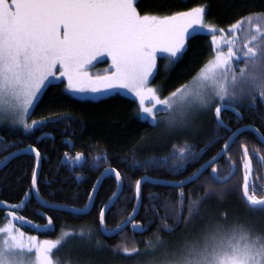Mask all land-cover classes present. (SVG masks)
Instances as JSON below:
<instances>
[{"label":"snow or ice","instance_id":"obj_1","mask_svg":"<svg viewBox=\"0 0 264 264\" xmlns=\"http://www.w3.org/2000/svg\"><path fill=\"white\" fill-rule=\"evenodd\" d=\"M207 7L203 4L165 13L158 6L154 11H142L141 0H0V126L11 130L19 126L30 132L49 123L61 122L59 116L31 120V123L29 120L46 87L52 80L63 78L66 89L72 93L126 89L138 101V119L159 130L153 134L158 147L148 145L149 138L141 137L143 144L136 142L123 159L112 158L119 161L115 167L105 155L107 150L99 149V154L91 157L93 166H89L90 171L99 175L86 194L88 203L83 208H70L73 213L85 214L90 205L94 206L104 180L110 178L116 190L111 191L110 186L108 202L102 203L97 216L101 229L108 234L106 213L115 207L127 183L133 193L132 199L152 218L149 223L158 221L157 231L173 237L164 240L157 235L156 243L149 241L146 247L149 258L142 264H264V219L228 224L226 212H220L218 207L204 208L211 200L222 202L228 194L222 187L229 183V177L221 176L215 164L221 158L232 162L233 145L245 130H249L248 126H239L246 119L241 109L264 112V33L257 24L256 32L261 33L260 37L252 34L247 43L237 48L236 39L225 36L235 37L246 22L251 28L252 19L241 18L230 25L226 33L225 29L206 22ZM200 29L212 35L215 47L212 58L190 82L164 95L162 89L153 87L151 82L158 71V54H166L167 72L180 61L189 38ZM217 33L227 45L226 51ZM254 41L258 42L253 44ZM104 56L111 60L109 71L102 76L93 75L90 66ZM234 61L246 64L239 74ZM229 112L234 120L230 117L226 123L224 117ZM209 119L214 123V131L205 139ZM260 119L264 127V115ZM233 122L237 124L235 131L229 127ZM250 130L260 135L258 129ZM261 139L264 141V137ZM200 144L204 147H198ZM218 144L219 152L205 164L194 167ZM10 147L15 145L3 150ZM240 147L245 170L242 192L247 211L252 215L264 214V197L256 195V184L249 180L253 157L249 155L247 144L241 143ZM20 151L32 152L35 159L25 199L33 192L39 196L41 152L31 145ZM157 151H166L167 155H145L137 159L138 153ZM16 155L12 152L0 164H6ZM89 156L90 153L77 152L71 158L65 153L61 163L67 162L74 170L87 164ZM257 158L264 160V157ZM101 162L110 166L101 171ZM189 166H193L194 171L166 185L179 191L159 207L155 203L156 196L150 198L147 207L143 205L142 186L149 177L133 179L129 175L130 172L164 168L182 175ZM209 168L211 173L200 188L186 193L184 189L200 180ZM20 203L23 201L11 208L5 225L0 226V264H65L55 251L59 240L25 238V233L17 228V223L22 221L21 227L27 223L24 217L17 215ZM4 207L7 210L8 205ZM136 215L134 207L116 229L123 231L130 225L133 232L147 231L144 225L136 222ZM52 223V217L48 216L44 228ZM34 227L38 230L40 226ZM122 251L129 255L139 252L135 247H125ZM68 264L90 262L76 259Z\"/></svg>","mask_w":264,"mask_h":264},{"label":"trees","instance_id":"obj_2","mask_svg":"<svg viewBox=\"0 0 264 264\" xmlns=\"http://www.w3.org/2000/svg\"><path fill=\"white\" fill-rule=\"evenodd\" d=\"M206 4V22L217 28L227 29L244 17H250L260 25L264 33V0H141V10L154 11L158 6L165 13L173 11H184L198 5ZM257 18V19H254ZM261 35V34H260ZM259 35V37H260ZM211 34L202 29L193 33L186 46V50L180 61L170 67L166 72L165 65L168 63L166 54L158 58V71L152 78V86L162 89V93L167 95L171 90L179 87L183 83H188L195 73L210 60L213 55L211 44ZM64 83H52L45 89L40 98L38 106L35 107L31 120H40L44 117L59 116L61 122L49 123L41 128L25 132L20 128L11 130L9 127L0 126V161L8 154L32 145L38 148L42 156L38 186L40 197L50 204L83 208L86 203V194L90 190L91 184L99 173L90 171L89 166H93L91 157L99 154V149H106L105 155L111 161V166L115 167L119 161L113 157L123 159L128 155V149L136 142L141 141V137L149 138L147 144L156 147L151 142L156 129L149 127L145 122L137 117V102L123 95H111L96 101L81 100L66 93ZM66 117V118H65ZM250 124H257L252 119H247ZM214 131V123H210L209 129L204 138L206 139ZM239 139L241 143L247 144L249 150L256 151L260 143L255 134L248 131L242 134ZM8 145L7 151L3 150ZM73 145L75 147H73ZM198 147L203 148L200 144ZM220 151V145L211 148L206 156L194 167H200L205 161L211 159L213 155ZM240 145H233L230 156L231 161L239 166L237 157L241 154ZM77 152H84L89 155L88 163L83 167L77 166L74 170L70 164L61 163L64 154L74 158ZM163 151L151 153H138L137 159H143L145 155L165 156ZM131 157H129L130 159ZM227 161L223 171L219 169L221 176H225L232 171L231 163ZM35 164L33 155H20L11 160L2 170H0V198L9 203H19L25 196V192L30 188V175ZM106 162L100 163V170L109 167ZM193 166H189L182 175H177L169 169L130 172L133 179L139 176H150L157 179L178 180L184 179L192 171ZM210 174L205 172L200 180L195 184L188 185L184 191L190 193L198 190L204 180ZM76 177H80L79 180ZM242 171L239 168L237 173L229 180V183L222 187L228 194L222 202L211 200L204 206L218 207L220 212L231 210L247 209L241 197L242 191ZM115 191L113 181L105 179L99 189V196L95 200L92 209L84 215L75 214L68 211H58L42 207L35 199L28 202L25 209L17 212L18 216L24 217L27 221L23 227L25 236H36L38 240L57 241L66 232L86 229L91 236L101 239L103 247L107 250L143 248L144 239H155L158 235L168 239L167 233L157 231V222L148 223L149 229L143 234H136L131 228H126L122 232L112 237H106L100 229L98 223V210L102 203H107L111 191ZM217 187H220L217 185ZM178 189L161 186L146 182L142 187V201L145 207L148 206L152 196L158 197L155 201L159 207L165 200L171 199L178 192ZM132 190L125 183L123 195L116 201L115 207L106 214L108 229L116 228L122 220L127 219L128 215L135 207L136 201L132 199ZM163 215V211L160 213ZM52 217V225L45 229L47 217ZM8 214L0 210V226H4ZM152 218L147 216L143 208L136 216V222L146 225ZM169 224L171 221L168 222ZM34 225L40 226L37 230Z\"/></svg>","mask_w":264,"mask_h":264},{"label":"rangeland","instance_id":"obj_3","mask_svg":"<svg viewBox=\"0 0 264 264\" xmlns=\"http://www.w3.org/2000/svg\"><path fill=\"white\" fill-rule=\"evenodd\" d=\"M257 19V18H254ZM256 25L257 23L254 22L249 28V25L247 22L243 25L242 30L236 34L235 37L226 35V39H236V47L240 48L242 47L245 43H247L248 40L251 39V35L253 34H258L256 32ZM260 26V25H259ZM261 28V26H260ZM229 28L225 29V32L227 33V30ZM218 41L221 44L223 50H227V45L223 43V39L220 38V34L217 33ZM211 44H212V49L213 53L215 51V47L212 42V36H211ZM252 46V45H249ZM164 54H158V58ZM158 61V60H157ZM234 66L236 68L237 74H239L240 68H245L246 64L243 61L236 62L234 61ZM111 65V60L109 57L104 56L98 58L97 61L93 62V65L90 66L89 71L93 75H105ZM238 65V66H237ZM156 73V72H155ZM153 74V77L155 75ZM191 81V80H190ZM189 81V82H190ZM52 83H64V88L66 93L69 95L81 99V100H91V101H96L102 98L109 97L111 95H123L128 98L134 99L137 104L138 101L136 98L128 92L126 89H115V90H110L107 92H102V93H72L66 89V82L61 79L57 80H52L50 84ZM154 87V86H153ZM47 88V87H46ZM45 91V90H44ZM43 91V93H44ZM42 93V94H43ZM42 96V95H41ZM211 120L209 119V122L207 124V130L209 129ZM23 130L21 127H17ZM159 131L158 129L155 130V132ZM154 132V133H155ZM207 132V131H206ZM206 135V133H205ZM152 143H155L154 135L151 139ZM180 143H183L181 141ZM155 146L158 147V145ZM162 154L167 153L166 151L161 152ZM227 213V223L232 224L235 221H240V222H245L249 220H256L260 221L261 219H264V214L261 213H256L255 215L250 214L247 209H240V210H231ZM18 224H23V222H19ZM5 225V224H4ZM17 228H19L17 226ZM21 231H23L21 228H19ZM68 235H65V234ZM63 237L59 240L60 244L58 245V248L55 250L58 258L63 259L65 261V264H68V262L72 260H85L90 262V264H142V261L146 260L149 258V256L146 254V247L149 241L152 243H156V238L155 239H144V245L143 248H138L139 252L138 253H132L131 255L124 253L122 250L123 249H114V250H107L106 248L103 247V242L100 239L95 238L94 236H91L89 232L86 229H80L77 231H69L66 232ZM80 233H84L83 236L80 235ZM27 238V236H25ZM164 239V238H162ZM172 238L164 239V240H171ZM54 242V241H53Z\"/></svg>","mask_w":264,"mask_h":264},{"label":"flooded vegetation","instance_id":"obj_4","mask_svg":"<svg viewBox=\"0 0 264 264\" xmlns=\"http://www.w3.org/2000/svg\"><path fill=\"white\" fill-rule=\"evenodd\" d=\"M264 28V27H263ZM261 29V33H263V29L262 27L260 28ZM254 34V32H252ZM261 33H258L257 36L259 37V35ZM258 41H254L253 44L257 43ZM259 106V105H258ZM242 113H244L246 119H244L243 123H241L239 126L241 128L245 127V126H248V127H251V128H255V129H258L259 132L261 133V135L264 137V127L261 126V119H260V116L261 115H264V112H261V113H257V111L255 109H253L252 111L248 112V111H245V109H241ZM232 117L233 120H234V117H233V114L231 112L227 113L224 117L225 119V122L228 123L229 121V118ZM252 119L253 122L257 123L256 125L253 123V124H250L247 119ZM229 127L232 128L233 131L236 130L237 128V124L235 122L233 123H230L229 124ZM252 132L255 134L256 138L258 139L259 143H260V147L257 148L256 151L254 150H249V155L253 157L252 159V168H253V177H252V183H255L256 184V188L254 189V191L256 192V195L258 197H264V160H260L257 158V156L259 157H264V144L262 143L261 139L258 137V135L256 134V132H253L251 131L250 129L249 130H246L245 132H243L242 134L246 133V132ZM241 134V135H242ZM223 135V133H222ZM240 135V136H241ZM239 136V137H240ZM237 145H240L241 144V140L238 138L237 139V142H236ZM242 153H243V150L241 151V154L237 157V160L239 161V166L232 162L231 163V166H232V171L234 170V174L231 176V178L237 173V170L240 168L241 171H242V181H243V175L245 174V170L243 169L242 167ZM210 160V159H209ZM232 160V159H231ZM229 161L227 158H221L219 159L215 166L217 167V170L219 169H222L221 171L224 170V168L226 167V162ZM207 161H205L203 164H205ZM233 165H234V168H233ZM209 171L211 173V169H207L205 172ZM231 171V172H232ZM204 172V173H205ZM230 172V173H231ZM236 172V173H235ZM218 173H223V172H219ZM229 173L225 176H228ZM230 178V179H231ZM229 179V180H230ZM243 183V182H242ZM241 197L243 199V202H244V205L245 207L247 208L246 206V202L244 201V198H243V194H242V191H241ZM138 223V222H137ZM149 222H147L146 225H144L147 230L149 229ZM127 228H131L130 226L127 227ZM108 229V228H107ZM126 229V228H125ZM124 229V230H125ZM132 229V228H131ZM146 232V231H145ZM144 232V233H145ZM136 233V232H135ZM138 234V233H136ZM148 236H146L145 238H147Z\"/></svg>","mask_w":264,"mask_h":264},{"label":"water","instance_id":"obj_5","mask_svg":"<svg viewBox=\"0 0 264 264\" xmlns=\"http://www.w3.org/2000/svg\"><path fill=\"white\" fill-rule=\"evenodd\" d=\"M243 128H245V127H243ZM249 129H251V127H248ZM246 131V130H245ZM244 131V132H245ZM257 134V133H256ZM259 138L261 139V137H263L262 135H261V133L259 132ZM261 141H262V139H261ZM262 143L264 144V141H262ZM30 146V145H29ZM29 146H26V147H24V148H22V149H28L29 148ZM32 146V145H31ZM32 147H34V146H32ZM14 152H16L17 153V155L15 156V157H17V156H20V155H33L34 156V154L32 153V152H30V151H20V149L19 150H16V151H14ZM11 154V153H10ZM10 154H8L7 156H10ZM15 157H13L12 159H10L6 164H0V170H2L11 160H13ZM219 160V159H218ZM41 165H42V156H41V162H40V167H39V169H38V179H39V174H40V169H41ZM233 168H234V165H233ZM234 174V170L228 175V177H229V179L231 178V176ZM245 175V174H244ZM244 175H243V180H244ZM147 176V175H146ZM147 177H149V179L146 181V182H149V183H153V184H157V185H161V186H166L169 182H171L172 180H166V179H157V178H153V177H150V176H147ZM252 177H253V168H252V172H251V175L249 176V180H250V182H252ZM145 182V183H146ZM143 187V186H142ZM242 194H243V192H242ZM32 197H34V199L42 206V207H44V208H49V209H53V210H58V211H68V212H71L70 211V208H76V207H71V206H62V205H55V204H50V203H47V204H43V202H44V200L40 197V195L39 196H37L36 194H35V192H33V193H31V195H30V197L28 198V199H25V196L21 199V201H23V203H20V209L17 211V212H21V211H23L24 209H25V207L27 206V204H28V202L32 199ZM244 198V197H243ZM20 201V202H21ZM5 204H7L8 205V208H7V211H10L11 210V208L13 207V206H15L17 203H15V204H12V203H9V202H7V201H4V200H2L1 198H0V210H6L5 209V207H4V205ZM92 207L93 206H89V208L86 210V213L85 214H87L91 209H92ZM135 208L137 209V214H138V212H139V210H140V206H139V204L137 203V201H136V204H135ZM73 213V212H72ZM76 214V213H75ZM107 214V213H106ZM79 215H84V214H79ZM137 216V215H136ZM141 224V223H140ZM130 226V225H129ZM129 226H127V227H129ZM127 227H125V228H127ZM131 227V226H130ZM124 228V229H125ZM100 229H101V227H100ZM109 230V232H108V234H105L104 233V230L103 229H101V231H102V233L104 234V236H106V237H112V236H115V235H117L118 233H120V232H122V231H119V230H117L116 228H114V229H108ZM145 232V231H144ZM143 232V233H144ZM136 233H138V234H143V233H139V232H136Z\"/></svg>","mask_w":264,"mask_h":264},{"label":"bare ground","instance_id":"obj_6","mask_svg":"<svg viewBox=\"0 0 264 264\" xmlns=\"http://www.w3.org/2000/svg\"><path fill=\"white\" fill-rule=\"evenodd\" d=\"M236 173V172H235Z\"/></svg>","mask_w":264,"mask_h":264}]
</instances>
